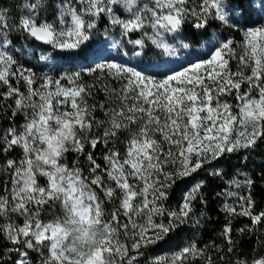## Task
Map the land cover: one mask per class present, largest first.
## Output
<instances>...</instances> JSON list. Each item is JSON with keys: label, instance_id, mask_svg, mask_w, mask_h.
<instances>
[{"label": "snow or ice", "instance_id": "1", "mask_svg": "<svg viewBox=\"0 0 264 264\" xmlns=\"http://www.w3.org/2000/svg\"><path fill=\"white\" fill-rule=\"evenodd\" d=\"M19 7L13 27L0 3V117H8L0 125V264H139L146 250L199 223L203 181L176 209L166 206L178 180L206 166L224 176L214 162L264 145V0ZM13 32L50 48L53 60L81 61V70L37 76L18 59ZM201 39L205 52L181 56L185 41ZM129 52L139 58L126 59ZM226 195L236 202L223 205V248L192 240L150 264H264L232 237L234 217H247L239 231L254 234L264 210L250 195Z\"/></svg>", "mask_w": 264, "mask_h": 264}, {"label": "trees", "instance_id": "2", "mask_svg": "<svg viewBox=\"0 0 264 264\" xmlns=\"http://www.w3.org/2000/svg\"><path fill=\"white\" fill-rule=\"evenodd\" d=\"M56 0H51L54 5ZM258 3V0H256ZM5 8L11 13L7 17L9 25H15V22L19 19V15L23 14L19 7L23 0H0ZM259 11V9H257ZM257 17L253 16L249 24L256 22ZM104 25H99V32L97 39H103ZM222 31V30H220ZM210 33H218L216 28H210ZM13 37L16 39L14 48L20 62L25 67H32L37 76L43 75H65L71 74L75 71H80L81 67H77V61L61 59L64 62L56 64L48 71L44 70L43 65L39 59V48H45L38 42L33 43L26 39L21 33L13 32ZM236 40L241 39V35L234 37ZM205 40L201 39L199 43L195 41H186L192 47L201 46ZM49 49V48H48ZM155 57L149 54L145 58V61L154 60ZM85 82L92 83L94 77L85 76ZM23 88V84H20ZM103 94L101 93L97 99L103 100ZM91 102V101H90ZM101 117L102 113H98ZM7 116L0 117V125H5ZM100 151H97V157L99 159ZM214 166L222 173L226 175L216 177L210 175L212 169L208 166L205 170L200 171L198 174H194L192 178H185L184 180H178L176 185L169 193V200L166 201V206L170 209H176L182 199L183 194L189 190L195 183L203 181L202 195L207 201L202 207L198 205L196 212V218L199 219V223L196 225H189L182 230L178 236L173 237L167 242H160L158 245L153 246L150 250L145 251V255L138 257L139 264H150V261L158 256H170L173 252L178 251L181 247L185 246L189 241L195 240L200 243V246L209 245L212 242L219 244L222 248L224 242L220 236V233L226 223L225 213L223 211V205L225 203L236 202L235 197L227 196L230 191L237 192L241 196L250 195L255 201V211L259 212L264 210V145H261L259 149L252 152H242L226 156L221 159L218 164L214 162ZM245 177L252 181L251 186H242L236 188L235 185H229L228 180L235 178L242 181ZM218 193H224L218 195ZM201 212L203 216H201ZM246 225H251V221L247 217H234L232 219L233 233L232 237L239 244L242 245L238 251H242L246 255L255 256L258 252L264 255V249L259 247V240L264 238V224L258 225L256 232L253 233H241L239 229L244 228ZM232 260L237 257L230 256ZM243 258V257H241Z\"/></svg>", "mask_w": 264, "mask_h": 264}, {"label": "rangeland", "instance_id": "3", "mask_svg": "<svg viewBox=\"0 0 264 264\" xmlns=\"http://www.w3.org/2000/svg\"><path fill=\"white\" fill-rule=\"evenodd\" d=\"M214 35L215 34H218V33H213ZM104 39V38H103ZM169 43H172L175 45V41H168ZM185 43H187L185 41ZM131 47V46H129ZM206 47H207V41L205 40L201 46H198V47H192L190 46L189 49H180V54L181 56L185 55L186 53L188 52H193V53H196V52H199V53H203L206 51ZM39 51V59H40V63L41 65H43L44 67V70L45 71H48L49 69H51L52 67H54L56 64L60 63V62H64L63 60L61 59H58V60H53L52 59V51L51 49L49 48H39L38 49ZM137 51H141L139 49H137ZM112 55H117L116 51L115 50H112ZM41 57H45L46 59H41ZM139 57H137L136 55H134L132 52H129L128 56L126 57V59H129L133 62H135L136 59H138ZM194 58V57H193ZM68 60V59H67ZM77 67H80L81 65V61H77ZM147 62V61H145ZM175 67H179V65H175Z\"/></svg>", "mask_w": 264, "mask_h": 264}]
</instances>
